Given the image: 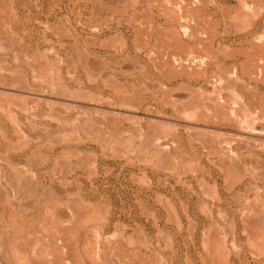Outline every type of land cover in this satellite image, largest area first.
<instances>
[{"label":"rangeland","instance_id":"374dc122","mask_svg":"<svg viewBox=\"0 0 264 264\" xmlns=\"http://www.w3.org/2000/svg\"><path fill=\"white\" fill-rule=\"evenodd\" d=\"M0 264H264V0H0Z\"/></svg>","mask_w":264,"mask_h":264},{"label":"bare ground","instance_id":"6f19581e","mask_svg":"<svg viewBox=\"0 0 264 264\" xmlns=\"http://www.w3.org/2000/svg\"><path fill=\"white\" fill-rule=\"evenodd\" d=\"M254 130H259L258 127L256 125L253 126Z\"/></svg>","mask_w":264,"mask_h":264}]
</instances>
